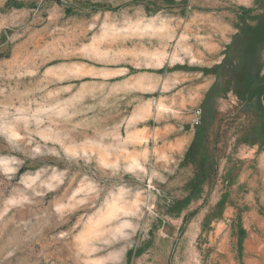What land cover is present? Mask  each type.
I'll return each instance as SVG.
<instances>
[{"label": "rangeland", "instance_id": "1", "mask_svg": "<svg viewBox=\"0 0 264 264\" xmlns=\"http://www.w3.org/2000/svg\"><path fill=\"white\" fill-rule=\"evenodd\" d=\"M0 264H264V0H0Z\"/></svg>", "mask_w": 264, "mask_h": 264}]
</instances>
